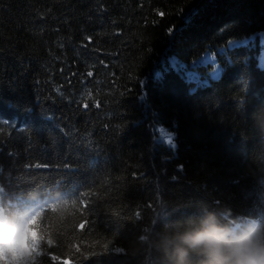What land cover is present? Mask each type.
<instances>
[{
    "label": "trees",
    "instance_id": "obj_1",
    "mask_svg": "<svg viewBox=\"0 0 264 264\" xmlns=\"http://www.w3.org/2000/svg\"><path fill=\"white\" fill-rule=\"evenodd\" d=\"M255 32L264 36V0H0V164L64 165L52 170L62 181L35 192L47 205L68 188L70 204L61 216L45 208L28 264H161L159 234L188 222L166 211L176 200L241 204L232 193L247 194L264 169V113L245 103L264 104ZM190 201L182 211L194 219Z\"/></svg>",
    "mask_w": 264,
    "mask_h": 264
},
{
    "label": "clouds",
    "instance_id": "obj_2",
    "mask_svg": "<svg viewBox=\"0 0 264 264\" xmlns=\"http://www.w3.org/2000/svg\"><path fill=\"white\" fill-rule=\"evenodd\" d=\"M66 203L59 192L47 205L34 191L25 194L22 204L0 198V264H28L42 239L45 208L67 215ZM156 244L171 264H264V210L236 217L230 209L208 211L180 229L166 227Z\"/></svg>",
    "mask_w": 264,
    "mask_h": 264
},
{
    "label": "bare ground",
    "instance_id": "obj_3",
    "mask_svg": "<svg viewBox=\"0 0 264 264\" xmlns=\"http://www.w3.org/2000/svg\"><path fill=\"white\" fill-rule=\"evenodd\" d=\"M230 6H234V5L229 3V4H226L225 6L224 5L221 6L223 13H224V16L227 18L232 16L233 13H236V8H232ZM246 6H247L246 4L242 5V6L238 7L237 10H242ZM196 9L197 8H195L194 10H196ZM209 9H213V8H209ZM187 34H189V33H187ZM181 35L185 36L184 33H182ZM254 43L261 48L260 53L259 52L254 53V57L257 58L255 60L256 63L258 64V62H260V63L264 62V58H263L264 36L258 35L257 32H255L254 35L249 40L248 45L252 46ZM173 54L175 56L174 57L175 59H178V58L182 59V57L178 56L177 54H175V53H173ZM190 55H191V53L188 54L187 58H189ZM243 55H244V57L242 55L241 56L243 59H245V54H243ZM187 58H185V60H184V63L187 64V65H185L186 70H187V72L193 73V67L191 65V62H189V60L191 58H189V59H187ZM156 61L159 62L160 60H156ZM173 70L175 72L178 70L180 71V68L178 66H174ZM216 82H218V80ZM214 87H215V85H212L209 90L213 89ZM227 88L230 91H232L230 89L231 87H227ZM227 94L230 97L234 96L233 93H227ZM238 94L239 93L236 92V97L238 99H240V98L243 99L242 97L238 96ZM138 100L141 101V98L138 97ZM257 101H258V99L255 102H257ZM241 102H243V101H241ZM245 103L250 104V107L253 108L254 111L257 112L258 114L264 113V104L263 103L259 102V104H251V102L248 103V101H245ZM87 106H88V104H87ZM91 120H93V118H91ZM243 123H248V124L252 125L251 121L247 117L243 118ZM53 127L55 129H61V127L59 125H56V124H54ZM151 127H152V124L149 126V129ZM262 129L264 130V127H262ZM252 131L256 133V131L254 129ZM69 132H70V129H69ZM79 135H81V136H80V138L78 137L77 141H82L84 139L82 136V132L79 131L78 136ZM9 136L14 137V134L11 133V134H9ZM153 136H154V143L157 145V147H160V148L163 147L164 146L163 142H165V140L167 139L165 137L164 133L162 131H157ZM97 144H98V142H97ZM21 159H25V158H21ZM241 162H244V161L241 160ZM15 163L18 164V160H16ZM23 163L25 165V168H24V166L18 164L19 167L17 168V170H14V171L8 172V173H4V171H3L4 167L1 166V164H0V188L3 189L2 192L5 193L6 195H8V197H15V198H18L20 201H24L25 200V194H27L29 192H33V191L35 192V190L37 189V187L40 183L45 182V183L49 184L50 186H54L64 179L61 176H57V174L52 173L53 169L54 170L59 169V171H60L61 168L64 167V165L63 166H56V165L50 166L51 161H47V167L41 166L40 164L35 163V162L32 163L33 165L31 166L30 160L29 161L25 160V161H23ZM57 167H58V169H57ZM68 169L71 172H73L74 174L83 175L88 183L97 184L99 181V178L96 177L93 173H91L87 169H78L76 167H70V168L68 167ZM24 171L30 173V175L28 176L29 179L21 180V177L19 178V175L24 176V174H23ZM102 177H100V178L103 181ZM262 178H264V169L258 170V173H254L252 175V179H256V181H255L256 183H254L252 185L251 191H249L247 194L237 195L236 192L235 193L231 192L234 196V197H232V199L240 201L241 202L240 205H238L236 203H232L230 201L225 206L219 205V206L215 207L216 203L213 200L211 201L209 198H207V196H205V197L200 196L199 200H197L196 202H191L190 199H188V198L178 199L172 205H170L169 208L166 209V211L172 212L175 215V217L177 218L176 221L179 222L180 224H182L184 221H189V220L193 219L192 214H190L189 212H183L182 211L187 206L188 201H190L191 203H193L195 205L196 210L201 211L200 214H196L194 216V219L198 218L199 216L203 215L204 213H206L208 211H214L217 213H221L225 209H228V207H230L231 214L233 217L254 215L259 209L264 210V183L257 182ZM67 189L68 188H60L58 190H55V193L59 192V193L65 194ZM144 191H146V189H144ZM75 192H73V193H75ZM229 193L230 192L226 193L227 197H230ZM216 194H217V192H216ZM141 195L142 194L138 195V198L141 197ZM74 196H76V195H74ZM194 199H196V198H194ZM226 218L230 219L231 217H226ZM156 219H162V212L156 211ZM168 219H172V218L170 216H168ZM159 222L161 223L164 221L161 220ZM146 238H147V235L144 237V240H146ZM65 257H69V256H65ZM193 260L195 261V258H193ZM102 263H104V262H101L99 264H102ZM79 264H86V263H84V262L82 263V261H81V262H79ZM113 264H118V262L114 261ZM161 264H171V262L165 256V261L162 262Z\"/></svg>",
    "mask_w": 264,
    "mask_h": 264
},
{
    "label": "rangeland",
    "instance_id": "obj_4",
    "mask_svg": "<svg viewBox=\"0 0 264 264\" xmlns=\"http://www.w3.org/2000/svg\"><path fill=\"white\" fill-rule=\"evenodd\" d=\"M225 5H226V4H224V6H225ZM261 80H262V79H261ZM260 84H264V81L262 80ZM254 85L257 87L256 84H254Z\"/></svg>",
    "mask_w": 264,
    "mask_h": 264
},
{
    "label": "snow or ice",
    "instance_id": "obj_5",
    "mask_svg": "<svg viewBox=\"0 0 264 264\" xmlns=\"http://www.w3.org/2000/svg\"><path fill=\"white\" fill-rule=\"evenodd\" d=\"M117 251H120L119 249H117Z\"/></svg>",
    "mask_w": 264,
    "mask_h": 264
}]
</instances>
